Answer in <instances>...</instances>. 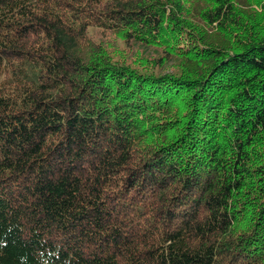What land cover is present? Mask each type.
<instances>
[{
    "label": "trees",
    "instance_id": "1",
    "mask_svg": "<svg viewBox=\"0 0 264 264\" xmlns=\"http://www.w3.org/2000/svg\"><path fill=\"white\" fill-rule=\"evenodd\" d=\"M0 264H264V0H0Z\"/></svg>",
    "mask_w": 264,
    "mask_h": 264
},
{
    "label": "rangeland",
    "instance_id": "2",
    "mask_svg": "<svg viewBox=\"0 0 264 264\" xmlns=\"http://www.w3.org/2000/svg\"><path fill=\"white\" fill-rule=\"evenodd\" d=\"M92 33L93 34H96L95 35L96 36V39H98V37H99V39L100 40H104L106 42V44H110L113 50L117 49L119 51H126L127 53L129 52V55L131 54V56L135 55L138 52L144 53V54L147 52L146 54H148V55L151 52H153V49L152 48H145V47H142L139 44H136L134 46V48L133 47H130L129 50H124L123 43L121 41L116 40V38H114V37L108 38V36L107 37H104V36L100 35L101 34L100 31H95V32H92Z\"/></svg>",
    "mask_w": 264,
    "mask_h": 264
}]
</instances>
